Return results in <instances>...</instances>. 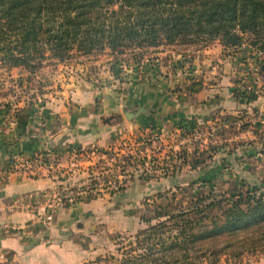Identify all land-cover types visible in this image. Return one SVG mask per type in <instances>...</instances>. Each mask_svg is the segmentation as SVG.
Segmentation results:
<instances>
[{"label": "rangeland", "instance_id": "1", "mask_svg": "<svg viewBox=\"0 0 264 264\" xmlns=\"http://www.w3.org/2000/svg\"><path fill=\"white\" fill-rule=\"evenodd\" d=\"M249 41L244 35L233 46L218 38L164 42L140 50L138 59L137 49L117 58L108 49L72 50L64 61L45 52L42 66L34 70L9 67L0 59V106L8 115L26 105L65 104L74 87L96 93L101 87V96L113 95L119 102L118 111L102 117L114 127L106 145L93 140L70 145L65 154L23 153L54 176L55 183L40 197L43 213L52 217L41 226L51 227L62 208L76 214L64 232L75 242L80 258L75 264H123L135 258L155 264L144 259L146 245L155 243L160 250L158 239L167 232L144 240L150 224L164 221L162 232L170 223L167 217L187 211L200 195L227 194L264 181V51ZM134 81L135 90L139 82L161 89L165 104L156 102L155 112L130 124L122 107L141 104L128 95ZM166 81L169 86L159 87ZM54 192L58 201L50 209L47 197ZM157 212L169 215L156 218ZM222 240L196 243L186 259L171 264H264V250L250 251L234 239L227 249ZM210 251L217 253L215 262Z\"/></svg>", "mask_w": 264, "mask_h": 264}, {"label": "trees", "instance_id": "2", "mask_svg": "<svg viewBox=\"0 0 264 264\" xmlns=\"http://www.w3.org/2000/svg\"><path fill=\"white\" fill-rule=\"evenodd\" d=\"M244 35L249 44L264 51V0H0V59L9 67L29 70L42 66L45 52L64 61L72 50L108 49L117 58L127 49H137L138 59L144 50L164 42L190 44L218 38L233 46ZM167 215L157 212L156 218ZM167 220L164 231L160 227L166 224L159 221L143 232L148 241L158 231L167 232L158 239L160 250L154 249L155 243L146 245L145 260L181 262L196 243L221 238L227 249L234 239L250 251L264 250V181L227 194H202L187 211ZM209 254L215 262L217 253ZM141 263L135 258L123 264Z\"/></svg>", "mask_w": 264, "mask_h": 264}, {"label": "crops", "instance_id": "3", "mask_svg": "<svg viewBox=\"0 0 264 264\" xmlns=\"http://www.w3.org/2000/svg\"><path fill=\"white\" fill-rule=\"evenodd\" d=\"M135 83L130 87V98L134 96L136 102L148 106L155 107L156 102L163 106L161 89H150L139 82L136 91ZM164 84L169 86L166 81L159 87ZM99 92L101 87L97 93L88 86L74 87L65 97V104L54 100L50 105H26L15 116L0 106V170L8 167L12 156L23 153L34 156L51 150L65 154L70 145L93 140L106 145L114 127L102 117L109 111H118L119 102L116 96L107 99ZM36 168L26 164L15 167L8 177L0 174V264H75L80 259L75 254V242L66 238L64 232L76 214L65 213L67 209L62 208L51 227L41 226L40 197L55 181L53 173L44 174ZM84 206L79 210L83 211Z\"/></svg>", "mask_w": 264, "mask_h": 264}, {"label": "built area", "instance_id": "4", "mask_svg": "<svg viewBox=\"0 0 264 264\" xmlns=\"http://www.w3.org/2000/svg\"><path fill=\"white\" fill-rule=\"evenodd\" d=\"M29 165L30 168L31 166H34V167H38L36 168L37 170L36 171H39L41 168H42V162L40 164V161L38 159H34L32 161V159H29L27 157H25V155H15V156H12L11 159L9 160V165L8 167L0 170V174H2L4 177H8L12 171L14 170L15 167H21V166H24V165ZM35 168H33L32 170H34ZM56 192L53 193V195H49L47 198L49 201V208L50 209H53L54 205L57 204V201H58V198H56L55 196ZM44 197V196H43ZM70 199V197H68ZM41 199V198H40ZM43 199V198H42ZM51 212H47V213H43L41 218H40V223H42L43 225H49V221L51 220Z\"/></svg>", "mask_w": 264, "mask_h": 264}, {"label": "water", "instance_id": "5", "mask_svg": "<svg viewBox=\"0 0 264 264\" xmlns=\"http://www.w3.org/2000/svg\"><path fill=\"white\" fill-rule=\"evenodd\" d=\"M122 108L124 116L130 124H134L140 115L144 116L145 114H151L152 112H155V107L148 106L146 103H136L132 106L124 105Z\"/></svg>", "mask_w": 264, "mask_h": 264}]
</instances>
